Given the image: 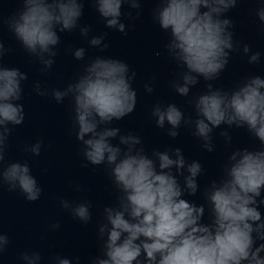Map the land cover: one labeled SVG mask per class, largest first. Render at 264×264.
Segmentation results:
<instances>
[{"label":"clouds","instance_id":"obj_1","mask_svg":"<svg viewBox=\"0 0 264 264\" xmlns=\"http://www.w3.org/2000/svg\"><path fill=\"white\" fill-rule=\"evenodd\" d=\"M105 27L126 34L122 15L137 19L142 0H91ZM152 22L168 35L165 49L170 59L183 69L172 87L180 96H188L203 77L214 81L229 63L230 54L239 49L231 31L233 22L226 14L239 0H154ZM85 0H20L21 7L5 22L23 49L44 66L52 67L60 44L58 33L79 28L88 37L90 26H81ZM130 9L122 12L123 6ZM131 10H136L135 16ZM264 24V6L255 10ZM106 35V34H105ZM105 35L92 36L89 46L101 51L108 47ZM7 51L0 41V185L9 192L17 189L29 202L40 199L42 188L32 175L27 161L5 163L6 148L13 127L25 121L22 81L27 74L16 67H5L2 59ZM243 45L248 63L260 60L259 52ZM73 56L84 60L85 49H75ZM136 73L123 60L97 56L84 66L83 72L63 90L49 93L39 82L34 91L40 96L51 95L57 103L66 97L72 100L73 129L81 145L83 159L91 165H105L119 195L115 206L103 210L104 223L98 226L102 241L101 253L91 264H264V220L259 205L264 189V78L245 77L234 88L225 90L206 85L207 91L195 98L196 118H185L175 105L157 104L151 115L157 127L171 126L168 136L179 135L182 122L194 126L193 135L203 147L213 151L212 133L222 124L229 128H246L261 148H237L227 159L223 175L212 180L204 190L210 205V223H202L203 204L197 206L182 198L196 195L200 162H188L180 148L153 150L151 156L141 139L131 133L122 135L112 122L131 114L137 104L132 87ZM151 93L153 89L145 86ZM221 136L231 141L228 132ZM118 138V144L112 141ZM41 141L25 151L35 156L41 152ZM121 145L124 147L122 148ZM171 153V154H170ZM174 157V158H173ZM182 178V184H181ZM63 209L80 222L91 218L90 202L74 204L61 200ZM53 229L60 227L53 224ZM257 241H260L257 245ZM10 243L0 232V254ZM23 264H41L39 252H23ZM53 264H72L66 257H53ZM78 260V258H77Z\"/></svg>","mask_w":264,"mask_h":264}]
</instances>
